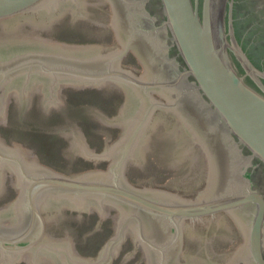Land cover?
<instances>
[{
	"label": "water",
	"instance_id": "obj_1",
	"mask_svg": "<svg viewBox=\"0 0 264 264\" xmlns=\"http://www.w3.org/2000/svg\"><path fill=\"white\" fill-rule=\"evenodd\" d=\"M57 22L107 25L115 43L45 37ZM69 85L124 90L117 115L92 108L121 127L101 152L79 125L61 131L68 157L111 160L66 175L0 134V198L7 171L18 191L0 206V264H110L127 236L134 248L122 263L140 249L135 264H264V0H0V124L11 97L19 117L34 94L47 114L65 106ZM157 109L204 149L208 178L193 195L128 179L130 165L145 168L142 137ZM67 208L112 218L114 232L97 255L50 233ZM227 214L242 242L215 252L235 234Z\"/></svg>",
	"mask_w": 264,
	"mask_h": 264
},
{
	"label": "rangeland",
	"instance_id": "obj_2",
	"mask_svg": "<svg viewBox=\"0 0 264 264\" xmlns=\"http://www.w3.org/2000/svg\"><path fill=\"white\" fill-rule=\"evenodd\" d=\"M48 38L74 43H95L111 46L115 43V30L103 24L93 22H57L44 30ZM65 106L42 113L39 106V94H34L25 117H19L16 111L15 97H11L7 116V125L0 124V134L8 144L20 142L24 147L38 155L40 162L47 164L66 175L83 172L91 168H106L109 160L94 161L79 154L72 158L65 154L70 141L61 135V131L72 124L79 125L90 147L101 152L105 138L111 136L108 143L118 138L121 127L108 125L92 114L96 107L107 116L118 114L125 101V92L114 86L62 87ZM193 138L175 116L159 112L153 118L150 127L142 138V147L146 155L145 168L130 165L127 176L136 186L153 185L190 196L199 192L208 178L207 161L202 160L203 151L192 145ZM6 194L0 198V204L14 200L17 191L12 185L10 172H6ZM97 212L65 209L64 218L50 228L54 236H72L77 251L83 255H97L104 243L114 232L110 216L101 219ZM235 234L233 238L215 243V252H228L242 242L235 220L227 214ZM134 248L131 236L122 243L120 252L110 264H135L143 254L137 250L135 255L122 263L125 253ZM16 264H27L20 260ZM140 264H146L142 259Z\"/></svg>",
	"mask_w": 264,
	"mask_h": 264
},
{
	"label": "flooded vegetation",
	"instance_id": "obj_3",
	"mask_svg": "<svg viewBox=\"0 0 264 264\" xmlns=\"http://www.w3.org/2000/svg\"><path fill=\"white\" fill-rule=\"evenodd\" d=\"M70 86V85H69ZM8 109H9V106H8ZM9 111V110H8ZM159 112H161V113H165V114H169L168 112H166V111H163V110H161V109H157L155 112H154V114H153V116L151 117V119H150V121H149V123H148V125H147V127H146V130H145V132H144V135H145V133H146V131L148 130V128L150 127V124H151V122H152V120H153V118L155 117V115L156 114H158ZM171 115V114H170ZM171 116H173V115H171ZM178 120V119H177ZM179 121V120H178ZM180 122V121H179ZM182 125V124H181ZM183 126V125H182ZM187 134H188V136H189V138L190 137H192L188 132H187ZM144 135H143V137H144ZM142 137V138H143ZM193 138V137H192ZM190 143L192 144V145H194V146H196V147H198L201 151H203V154H202V160H206L207 161V158H206V155H205V152H204V149L197 143V141L193 138V140L192 141H190ZM40 160V159H39ZM106 160H111V159H106ZM207 166H208V161H207ZM208 169H209V166H208ZM209 172V171H208ZM153 186V185H152ZM17 191V190H16ZM17 194H18V191H17ZM3 203H6V202H3ZM3 203H1L0 204V206L3 204ZM100 217H101V219H103L104 217H105V215H102V214H100L99 215ZM107 216V215H106ZM128 237V236H127ZM130 237V236H129ZM17 262H15V263H13V264H16Z\"/></svg>",
	"mask_w": 264,
	"mask_h": 264
}]
</instances>
